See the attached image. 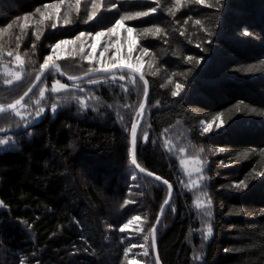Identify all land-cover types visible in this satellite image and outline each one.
Wrapping results in <instances>:
<instances>
[{
	"label": "trees",
	"instance_id": "16d2710c",
	"mask_svg": "<svg viewBox=\"0 0 264 264\" xmlns=\"http://www.w3.org/2000/svg\"><path fill=\"white\" fill-rule=\"evenodd\" d=\"M58 2L0 0V108L29 88L59 41L107 30L122 14L157 6L154 0H112L116 9L100 8L85 23L91 5L80 4L79 12L70 11L72 24L58 21L53 29L54 19L41 22L36 10ZM207 3L212 6L184 0L171 15L175 1L159 0L157 13L124 23L137 32L163 30L158 36L135 32L136 47H147L154 68L182 85L173 97L175 88L142 74L149 91L137 162L173 187L156 230L159 264H264V0ZM58 64L74 78L96 63L75 57ZM47 75L35 90L50 84ZM54 75L69 86V97L55 99V111L48 105L53 98H46V111L16 127L21 121L13 114L34 90L17 109L0 115V122L14 119L8 135L0 124V139L9 141L0 146V264H156L150 230L167 188L138 174L129 154L143 84L126 72L123 80L117 72L76 83ZM215 120L221 129L203 133L201 126ZM183 148L199 163L198 174L182 169ZM241 181L247 188L236 187ZM134 216L140 219L121 232ZM208 224L212 235L205 239Z\"/></svg>",
	"mask_w": 264,
	"mask_h": 264
},
{
	"label": "snow or ice",
	"instance_id": "6c2138e0",
	"mask_svg": "<svg viewBox=\"0 0 264 264\" xmlns=\"http://www.w3.org/2000/svg\"><path fill=\"white\" fill-rule=\"evenodd\" d=\"M189 3H194L197 5H205L207 7H211V4L207 3V0H188ZM65 3L68 4L69 7V11L65 12L64 15V19H63V24L65 26L70 25L73 23V20L70 18V11L71 9H75L76 12H79L80 10V3L81 0H59L58 3L56 4H52V5H45L46 9H51L52 11H45V12H41L40 9H37L36 12L40 13L41 16V22H43L46 19H54V22L52 23V28L56 29L57 27V22H58V18H59V10L61 8L62 5H64ZM154 3L157 5L156 7H149L146 11H136L134 13H125L119 16V19H117L115 21V24L112 27H109L107 29L106 32L104 31H97L95 32V34L93 35L92 32H85V31H80L78 35L75 36V38L73 40H61L59 41V43H57L53 48H52V53L53 55H49L46 56L43 60V63L40 65V72L43 73L46 69H48L50 67V62L53 60V56L56 53V49L61 48V46L63 45H68V44H79V48H78V52L74 51L73 53H70L71 55H76V54H81L83 55V58L88 60V61H92L94 59V54L96 52L97 49V41H99V39L101 37H107L108 38V43L104 46L103 51L100 53V56L103 58L104 54L109 52L110 49L113 47V42L111 40V37L115 34L118 33V30L122 28V26L124 25L125 21H129V20H134V19H138V18H144V17H149L150 15H153L155 13H157L158 11V6H159V0H154ZM184 3V0H175V4L174 7L169 8L168 12L171 15H175L176 11H179L180 7L182 6V4ZM102 7L101 4V0H92L91 2V7L90 10L87 13V18L84 21L85 23L91 22L94 20V18L97 17V13L99 12L100 8ZM112 8L116 9L117 5L115 3L112 4ZM29 17L25 16L24 17V21L25 24L27 23ZM189 19H191V17H189ZM185 23H187V21H185ZM194 23L196 25H200L201 21L199 19L195 20ZM8 27H11V25H9ZM0 31H4V29H0ZM124 31L126 33H134L137 32L136 29L132 28V27H125ZM163 30L160 27H146L143 28L142 30H140V32H137V35H152V36H158ZM36 39L39 40L40 39V33L37 32L35 33ZM91 41V43H89L88 41ZM85 46L91 48V51L88 52L86 55H84L85 52ZM134 43L133 45H131L129 47V51L126 54L129 58H131V51H132V47H134ZM117 54H119V48H117ZM148 48L144 47L141 49L142 55H147L148 54ZM9 55H11V53H9ZM142 57H137L136 58V62L135 63H122V62H118L116 60H110L108 63H101L100 61H97V63L100 64V66L98 68H90L88 70V73H86V75H90V74H95V73H104V74H108L113 72L114 70H117L121 73L120 75V79L123 80L124 79V75L123 72L125 69L128 70L129 73L135 75L136 73L140 72V66H139V62L141 60ZM189 60H192V57H188ZM16 61L17 62H21V58L20 56H16ZM54 66V65H53ZM155 74V73H153ZM17 79H19V75L17 74ZM40 79V76H37V80ZM140 79L143 80V75L141 74ZM6 83L11 84L12 81H6ZM89 83H96V81L94 80H89ZM61 87H64L63 85H61ZM182 89V85L181 84H176L175 86V90L172 91L171 95L173 97H176L180 94V91ZM55 90V88H54ZM148 82L144 81V95L147 97L148 95ZM41 96L44 95V92L41 91L40 93ZM25 96H27V93H25ZM21 99H23V97H21ZM21 100H17L16 101V105L20 104ZM83 103V102H81ZM10 108H14L15 105H9ZM144 104H140V109L143 110L144 109ZM56 109V104L52 105V110L55 111ZM2 111V110H0ZM44 109L41 108L40 112H43ZM17 115H19V113H17ZM39 115V113H38ZM218 119V117H217ZM209 129L208 127L204 128V131L207 132ZM0 131H3L2 129H0ZM131 144H132V150H131V164L134 165L136 167V169L139 170V173H146V170L141 167L138 162H137V157H136V153H135V147H136V139H137V123H132L131 125ZM10 139V138H9ZM147 139V135L145 134V140ZM9 141L5 140V139H0V146H3L5 144H7ZM201 151H203V149H201ZM217 151H224V149H217ZM223 163V162H221ZM197 171L199 172L200 169L198 168ZM148 176H153V173L151 172H147L146 173ZM155 180L157 181H161L162 178L159 176H155L154 177ZM135 179V178H134ZM203 179V178H202ZM165 185H167L168 187V198L164 200L162 206H161V215L164 214V212L169 208L170 204H171V197H172V193H173V187L171 184H169V182L167 180H163L162 181ZM237 188H247V184H245L243 181H241L239 184L236 185ZM206 195V193L204 194ZM2 203V202H0ZM127 203V201L125 202ZM208 204H211V200L208 201ZM198 208L203 207V205L201 203H197L196 205ZM173 211H175V209H172ZM208 216H211L210 212L205 213ZM140 219L139 216H134L132 218V220H129L128 223H125L121 228L120 231L124 232L131 223H133V221H138ZM157 224L160 221V216H157L156 218ZM155 231H156V225H152L151 230H150V235L153 238V247H155ZM212 235V227L210 224L207 225L206 227V232H205V236L204 238L207 239L209 236ZM149 239L148 236L144 237V240L147 241ZM133 247H135V245H133ZM140 247H144V245H140ZM128 249L125 250V257H127L128 255ZM145 255H147V251H145ZM156 264H159V261L157 260Z\"/></svg>",
	"mask_w": 264,
	"mask_h": 264
},
{
	"label": "rangeland",
	"instance_id": "374dc122",
	"mask_svg": "<svg viewBox=\"0 0 264 264\" xmlns=\"http://www.w3.org/2000/svg\"><path fill=\"white\" fill-rule=\"evenodd\" d=\"M91 2H92V0H81L80 4L90 6ZM111 2H112V0H101V4H102L101 10L107 11L109 9H112V7L109 6ZM48 11H52V10L49 9ZM68 11H69V7H68L67 3L62 5L60 10H59L58 21H59L60 25H62V26L64 25L63 19H64L65 12H68ZM53 19H55V17ZM46 20H48V19H46ZM46 20H44V21H46ZM125 27H127V26L123 25L122 28L118 30V33L111 37V40L113 42V47L110 49L109 52L104 54L103 58L100 56V53L103 51L104 46L108 43V38L107 37H101L99 39V41H97V49H96V52L94 54V59H93L96 63V64H94V67L98 68L100 66V64L97 63V61H100L101 63H108L110 60H116V61L122 62V63H135L137 57H142L140 62H139L141 74H144L146 76L147 75L148 76H155L162 87L175 88V86L177 84L176 79L173 77L167 76L162 71L154 68L152 62L148 59V56L142 55V52L137 49V47H136L137 46L136 45L137 44V36H136L135 32L131 33V34L126 33L124 31ZM103 31L106 32L107 30H103ZM88 42L91 43L90 40ZM133 43L135 46L132 47L131 58H129L126 54L129 51V47L131 45H133ZM78 48H79V44H68V45L61 46V48L56 49V53L53 56V60L50 62V64L55 63L59 66L58 62H61V60H65L67 62V61H69V58L73 60V58H75V57H78L79 59L85 60L83 58V55H81V54H76V55L70 54V53H73L74 51L78 52ZM117 48H119V54H117V51H116ZM90 51H91V48L85 46L84 55H86ZM49 55H53L52 51ZM71 62H73V61H71ZM60 71H61V69H60ZM54 72L57 73L56 70L53 67H51L46 72V74L48 73V75H47L48 80L50 77V82H49L50 84H48V85L47 84H41L35 90V92L32 94V97L25 104V106H23L22 108H20L19 110H17L13 114V117H15L18 121H21V122L17 123L16 127H19L21 124L30 123L34 119H37L44 111H46L45 110L46 98L48 100H52V98H53V101L50 104H48L51 107L50 109H52V104L56 103L55 99L61 100L60 99L61 96L69 97V86L62 84L59 80H57L56 76L54 75L55 74ZM116 73L117 72L110 73V74H116ZM153 73H155V74H153ZM67 77H69V76H67ZM130 83L133 84L132 81ZM61 85H63L64 87H61ZM54 88H55V90H54ZM74 89L76 90L77 87H75ZM41 91L44 92L43 96L40 95ZM41 108L44 109L43 112H40ZM118 108H119L117 111L118 117L121 119H124V112H125L124 110L125 109L124 108L120 109V106ZM17 113H19V115H17ZM38 113H39V115H38ZM13 117L8 118V119H4L0 122V124L5 126V130L7 132V135L9 134V132H8V127H6V126L8 123H12L14 121ZM205 127H208V129H209L207 132L204 131ZM201 129H202L203 133H211L212 134V133H215L218 130H220L221 125H220L218 120H215L210 124L202 125ZM6 138H7L6 136L2 137V139L7 140ZM184 150H186V149L183 148L180 150L181 158L179 159V163L181 164L182 169L184 170V172L186 173L187 176L198 174L200 172V171L199 172L197 171L198 168L200 169L199 163L196 160H194L193 156H191V157L186 156ZM134 224H135V221H133V223H131L130 225H134ZM129 227H131V226H129Z\"/></svg>",
	"mask_w": 264,
	"mask_h": 264
},
{
	"label": "water",
	"instance_id": "95a60500",
	"mask_svg": "<svg viewBox=\"0 0 264 264\" xmlns=\"http://www.w3.org/2000/svg\"><path fill=\"white\" fill-rule=\"evenodd\" d=\"M54 65V66H53ZM51 67H53L55 70H56V72L58 73V76H59V78H61V79H64V80H66L67 82H74V83H76V82H80V81H83V80H86V79H88V78H90V77H93V76H96V75H99V74H104V73H95V74H90V75H86V74H83V75H81V76H77V77H74V78H70V77H67L66 75H64L61 71H60V68H59V66L57 65V64H55V63H53V64H50V67L48 68V69H46L43 73H40L38 76H40V79L39 80H37V78L33 81V83L29 86V88L20 96V98L18 99V100H21V103L20 104H18V105H16V101L14 102V103H12L11 105H15V107L14 108H10L9 106H7V107H5V108H1L0 110H2V111H0V115H4V114H8V113H11L12 111H14L15 109H17L19 106H21L26 100H27V98L31 95V93L35 90V88L37 87V85L39 84V82L42 80V78L44 77V75L46 74V72L51 68ZM115 72H119V71H117V70H114L113 72H111V73H115ZM124 72H126V73H129L128 72V70L127 69H125L124 70ZM108 74H110V73H108ZM129 74H131V73H129ZM132 76H134L135 78H137L142 84H143V86H144V81H146L145 80V78L143 77V80H141L140 79V76H141V73L139 72V73H136L135 75H133V74H131ZM148 89H149V87H148ZM25 93H27V96H25ZM148 96V95H147ZM21 97H23V99H21ZM143 104H144V109L143 110H138L137 111V113L135 114V116H134V119H133V123H137V133H138V130H139V127H140V125H141V122H142V119H143V116H144V111H145V108H146V104H147V97L144 95L143 96V102H142ZM131 139H132V137H131V131H130V136H129V154H130V161H131V150H132V144H131ZM135 149H136V147H135ZM134 168H135V170L138 172V174H140V175H142V176H145V177H147V178H149V179H152V180H154V181H156V182H158V183H160L161 185H163V186H165L166 188H167V191H168V187H167V185H165L162 181L163 180H161V181H157V180H155V176L156 175H153V176H148L146 173H147V171H146V173H139V170L138 169H136V167L134 166V165H132ZM167 198H168V194H167ZM166 198V199H167ZM166 212V211H165ZM165 212H164V214H165ZM161 213V209H160V211H159V213H158V215L157 216H160V221H159V223L157 224V221H155V225H156V230H157V228H158V226L160 225V223H161V221H162V218H163V216H164V214L163 215H161L160 214ZM151 240H152V247H153V238H152V236H151ZM154 243H155V247H153V254H154V259H155V262H157V260L159 261V259H158V253H157V245H156V231H155V241H154Z\"/></svg>",
	"mask_w": 264,
	"mask_h": 264
}]
</instances>
